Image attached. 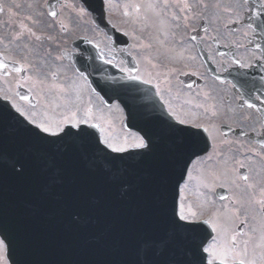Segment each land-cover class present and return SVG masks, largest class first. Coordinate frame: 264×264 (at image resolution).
I'll use <instances>...</instances> for the list:
<instances>
[{"label": "snow or ice", "instance_id": "obj_1", "mask_svg": "<svg viewBox=\"0 0 264 264\" xmlns=\"http://www.w3.org/2000/svg\"><path fill=\"white\" fill-rule=\"evenodd\" d=\"M16 7L21 5L17 4ZM221 8L219 0H132L124 5V14L130 18L134 30L138 28L143 32L151 23L155 29L153 39L163 46L164 41L159 38L161 33L166 38L168 29L187 28L197 17L209 21L218 19L217 12ZM232 10L231 5L223 8V11ZM80 11L85 10L81 8ZM259 14H264V9ZM50 15L55 17L58 13L51 12ZM36 22L39 23V20ZM24 27L22 24L21 28ZM172 34L175 35V32ZM23 35L20 32L9 42L15 40L19 47ZM36 39L39 41L40 37ZM47 39L52 40L53 37L48 36ZM141 47L151 48L152 44H142ZM10 59L8 55L0 59V70H3V77H0V101L6 102L0 104V166L7 163L19 177H23L28 166L25 152L21 151L11 159L5 154V118L16 123L21 142L28 139L32 144L45 147L46 170L54 169L56 175L61 172L56 166L60 151H67L73 146L86 147L97 154L95 159L111 173L114 181L120 179L116 162L124 157L113 154L143 155L152 151L156 141L151 136L146 138L136 135L130 141L127 134L122 138H115L111 134L100 135L106 133L103 109L93 111L91 107H82L81 90L75 80L61 76L62 66L54 67L53 60H61L62 57L53 58L50 48H45L42 43L31 46L24 44L23 55L8 63ZM236 63L240 62L237 60ZM21 73L23 75H19ZM83 75L81 73L78 78H83ZM56 77L64 82H56ZM133 78L140 79L138 75ZM13 82L28 84L29 94L14 93L11 87ZM37 97L40 98L39 104L24 103L36 100ZM197 107L202 108L203 105ZM253 107L248 104V108ZM209 112L211 117L216 115L211 109H205V114ZM166 113L167 118L161 116L159 120L164 126L165 135L175 141L169 159L179 165L187 154L181 179L185 176L191 178L188 166L196 161L204 165L201 176L205 188H211L213 192L217 186L235 190L228 197L232 204L230 207L223 205L222 209H216L212 200L205 199L196 204L188 201L187 197L182 200L173 198L169 210L166 184L161 178L157 183L155 210L150 221V227L159 235L155 238H142L138 242L135 256L121 264H264V152H256L257 159L246 156L247 162L234 159L229 155L233 151L230 147L232 142L226 140L220 144L214 143L212 150L208 151L209 141L217 140L213 134L211 117L207 121L201 120L199 115L185 111L182 107L178 109L171 103H168ZM247 118L241 116V119ZM201 143L204 144L203 148L199 147ZM222 145L229 147L224 149ZM132 149H142L144 152L134 154L130 151ZM241 169L244 171L241 172ZM221 180L223 183L218 184ZM175 187L177 192L181 191L179 184ZM2 193L0 190V264H16L10 259L9 244L6 243L8 235L4 226L6 212ZM219 199L223 202L226 198L220 196ZM74 219L79 221L80 217L75 216ZM203 225H207L210 231L201 235ZM234 225H238V228Z\"/></svg>", "mask_w": 264, "mask_h": 264}, {"label": "flooded vegetation", "instance_id": "obj_2", "mask_svg": "<svg viewBox=\"0 0 264 264\" xmlns=\"http://www.w3.org/2000/svg\"><path fill=\"white\" fill-rule=\"evenodd\" d=\"M130 1L125 0L124 3ZM219 3L234 8L232 11L221 9L222 15L218 19L209 21L197 17L187 28L168 29L166 38L163 33L159 37L164 41L163 46L153 39L155 32L152 29L149 31L147 27L141 33L138 28L134 30L124 10L116 14L108 9L107 20L120 32L114 39L92 23L91 14L85 9L75 25H65L63 18L51 19L50 27L46 29L48 33L34 36L33 32L26 44L42 43L45 48L51 49L53 58L62 57L61 60H53V65L62 66L61 76L76 81L82 92V107H91L93 111L103 109L106 133L101 135L111 134L115 138H122L127 134L131 141L138 134L134 130H125L124 109L118 103L112 102L106 106L88 87L85 78H78L80 74L72 68L69 60L72 55L80 53V48L85 50L90 67H96L102 61H111L127 77L138 75L139 80H150L151 83L147 84L154 87L163 108L171 103L178 109L182 107L185 111L199 115L204 121L211 117V112L205 114V109H211L216 113L211 120L213 134L217 137L212 144L230 141L233 151L229 155L234 159L245 161L246 156L257 159L256 152H264L260 145L264 137V14L257 15L264 9V0H261L256 13L250 7L252 0H247L246 4L244 0H219ZM203 22L205 24L202 26ZM193 31H197L195 39L191 37ZM20 32L25 36V27L15 26L14 35ZM48 36L53 39L48 40ZM37 37H40L39 41ZM20 40L19 47L13 46L10 40L0 34V59L8 55L12 59L7 62L12 63L13 59L22 56L24 44L21 45ZM80 40L84 41L75 46ZM149 43L152 44L151 48L141 47ZM153 64L157 66L152 67ZM0 77H3V70H0ZM55 81L64 82L60 77H56ZM11 87L15 93L17 87L28 91L29 85L13 82ZM39 100L37 97L24 103L39 104ZM248 104L254 107L248 108ZM242 115L248 118L241 119ZM251 135L257 140L249 139ZM221 147L227 149L229 145ZM248 149L255 151L249 152ZM228 189L232 196L235 190Z\"/></svg>", "mask_w": 264, "mask_h": 264}, {"label": "water", "instance_id": "obj_3", "mask_svg": "<svg viewBox=\"0 0 264 264\" xmlns=\"http://www.w3.org/2000/svg\"><path fill=\"white\" fill-rule=\"evenodd\" d=\"M80 1L99 15L95 21L105 26L102 0ZM47 5L51 13L57 4L50 0ZM76 67L87 76L86 67ZM92 82L104 97L133 102L135 106L141 101L137 83L107 85L95 78ZM157 124L154 129L137 128L156 141L151 152L113 154L124 157L116 162L120 179L114 181L95 159L97 154L82 146L60 151L56 161L59 175L54 169L46 170L45 147L28 139L21 142L16 123L5 118L6 156L11 159L23 151L28 157L23 177L7 163L0 166L10 259L16 264H121L135 256L142 238L157 237L159 233L150 227L157 183L163 178L170 210L173 198L178 199L175 186L183 180V162L187 160L185 154L179 165L171 162L169 153L175 141L165 135L160 120ZM75 216L80 217L79 221ZM200 231L201 235L207 233L203 226Z\"/></svg>", "mask_w": 264, "mask_h": 264}, {"label": "rangeland", "instance_id": "obj_4", "mask_svg": "<svg viewBox=\"0 0 264 264\" xmlns=\"http://www.w3.org/2000/svg\"><path fill=\"white\" fill-rule=\"evenodd\" d=\"M70 7H72L73 11V20L77 16H82L80 12L79 3L77 0H65ZM45 2L46 0H0V4L4 7V10L0 13V34L5 39L11 40L14 35V27L23 24L25 26V36H23L20 40L21 45L26 44L32 37L34 32V36L36 34H47V28L50 27V20L45 13ZM110 2V12L111 13H119L126 3L121 4L122 1L117 3V0H111ZM19 4L21 7L17 8L16 5ZM31 5V7H28ZM222 5V4H221ZM123 6V7H120ZM227 7L226 5H222V9ZM123 10V9H122ZM65 14H69L72 16L71 12L67 10L64 11ZM222 12L220 10L217 12L218 18H220ZM31 16L32 19H28ZM39 20V23L36 21ZM76 21V20H75ZM76 22H68V24L75 25ZM151 23H149L150 25ZM152 25V24H151ZM30 30V31H29ZM152 31L155 32L154 27ZM13 46L17 45V41L13 40ZM191 178H187L186 183L182 186L181 191L188 198V201L193 203H200L205 199L213 200V191L211 188H205L203 183V177L201 176V169L198 167H194L192 171L189 173ZM183 198H181L182 200ZM214 208L222 209V206L225 204H218L214 201ZM207 212V211H206ZM205 212V213H206ZM208 213V212H207ZM236 227V225H234Z\"/></svg>", "mask_w": 264, "mask_h": 264}]
</instances>
